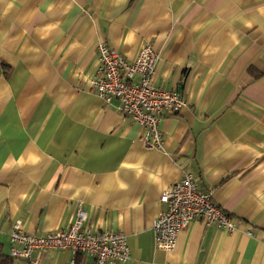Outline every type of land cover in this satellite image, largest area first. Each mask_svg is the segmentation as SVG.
Returning a JSON list of instances; mask_svg holds the SVG:
<instances>
[{
  "label": "crops",
  "instance_id": "0c3cea01",
  "mask_svg": "<svg viewBox=\"0 0 264 264\" xmlns=\"http://www.w3.org/2000/svg\"><path fill=\"white\" fill-rule=\"evenodd\" d=\"M99 41L128 59L149 43L154 84L183 96L160 148L90 88ZM184 169L235 227L195 219L158 250L159 197ZM78 203L85 227L125 234L128 260L104 264H264V0H0V264H34L9 255L14 220L65 229Z\"/></svg>",
  "mask_w": 264,
  "mask_h": 264
},
{
  "label": "built area",
  "instance_id": "2783aa9c",
  "mask_svg": "<svg viewBox=\"0 0 264 264\" xmlns=\"http://www.w3.org/2000/svg\"><path fill=\"white\" fill-rule=\"evenodd\" d=\"M95 48L97 62L90 88L105 103L118 100V110L140 127L138 138L148 148H160L159 123L163 112L177 113L184 99L180 92L154 84L158 54L149 43H142L131 59L102 41L97 42ZM159 201L164 207L151 225L154 247L158 250H172L178 232L187 229L195 219H202L204 225L215 224L230 231L235 227L229 214L212 199L211 190L198 189L190 169H184L179 179L168 184ZM84 219V210L78 203L75 217L65 229L33 235L24 230L21 220H14L9 231V255L36 264L45 249H69L73 254L81 251L92 255L93 264L128 260L130 250L123 232L85 227Z\"/></svg>",
  "mask_w": 264,
  "mask_h": 264
},
{
  "label": "trees",
  "instance_id": "16d2710c",
  "mask_svg": "<svg viewBox=\"0 0 264 264\" xmlns=\"http://www.w3.org/2000/svg\"><path fill=\"white\" fill-rule=\"evenodd\" d=\"M9 257H8V260L7 261H3V264H8L9 263Z\"/></svg>",
  "mask_w": 264,
  "mask_h": 264
}]
</instances>
